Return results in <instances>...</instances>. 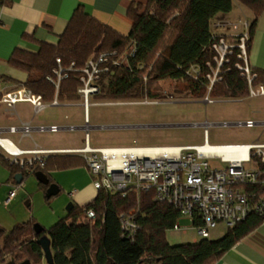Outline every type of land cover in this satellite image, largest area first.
Segmentation results:
<instances>
[{
    "label": "trees",
    "instance_id": "16d2710c",
    "mask_svg": "<svg viewBox=\"0 0 264 264\" xmlns=\"http://www.w3.org/2000/svg\"><path fill=\"white\" fill-rule=\"evenodd\" d=\"M235 3L253 15L248 28L249 49L264 0H147L144 5L129 6L128 36L114 32L78 7L56 43L29 38L37 44V51L15 48L7 60L8 66L25 73L27 78L21 86L46 104L55 97L59 105L80 101L81 70L101 55H105V61L93 82L98 92L91 97L96 103L155 101L162 96L161 82L167 80L174 82L173 92L195 99L207 96L213 100H241L248 97L249 85L237 68L241 65L237 49L222 64L212 85L207 78L216 69L213 46L225 38L212 32L217 24L212 22L217 15L229 14ZM6 5L8 0H0V6ZM56 60H60L62 69L73 64L58 90L47 81L58 67ZM251 70V86L264 87V70ZM10 82L19 86V82L0 75V85ZM3 95L0 90V101ZM4 159L0 160L12 175L20 173L25 177L24 172ZM45 159L40 171L48 178L51 170L84 164L78 156ZM39 186L46 192V186ZM88 209L93 210L95 217L83 222ZM129 212H133L136 225L131 235L120 223V216ZM178 214L173 206L155 201L152 192L130 191L123 198L99 191L89 204L74 207L48 230L43 228L40 236L34 233V221L18 224L9 233L0 228V262L10 257L9 264L25 260L39 264L44 257L36 241L45 236L50 242L52 264H213L262 222L250 215L217 240L173 245L166 239ZM194 224L199 225L197 218Z\"/></svg>",
    "mask_w": 264,
    "mask_h": 264
},
{
    "label": "built area",
    "instance_id": "2783aa9c",
    "mask_svg": "<svg viewBox=\"0 0 264 264\" xmlns=\"http://www.w3.org/2000/svg\"><path fill=\"white\" fill-rule=\"evenodd\" d=\"M239 26L244 28L242 32H238ZM215 28H231L233 32L217 40L213 46L216 69L212 71L211 77H207L211 85L227 57L237 49L238 59L241 61L237 68L248 81V97L253 99L264 96L263 86H251L254 76L248 64V23L230 25L220 22ZM104 56L101 55L96 60L91 59L81 70L82 87L78 93L84 109H87L91 97L98 92L93 82L97 78L99 66L105 61ZM56 64L57 69L52 71V77H47V81L58 90L59 83L67 77V71L72 70L73 64L69 69H62L60 60H56ZM205 100L206 103L212 102L208 97ZM0 102L8 108L21 102L29 103L35 114L47 106H59L56 97L46 104L25 88L4 94ZM237 126L248 129L260 126L264 130V122L247 121ZM88 129L86 125L84 130ZM58 130L56 126L39 128L40 132L54 133ZM23 131L29 133L30 128L23 127ZM15 132L16 128L10 129V133ZM6 143L0 138V148L6 154L4 160L25 174L41 172L45 166V158L54 154L39 150L25 152L19 149L10 152L4 148ZM85 145L84 148L71 153L83 160L96 193L105 191L124 198L130 191L152 192L155 201L166 203L178 210V221L172 226L175 232L185 235L189 230H193L197 238L209 239L212 230L218 227L228 230L250 215L257 216L261 223H264V144L211 147L205 142L200 147L104 149H92L87 143ZM239 151H243L244 155L238 156ZM210 160H218L219 164L225 167L213 168L208 164ZM13 195V191L9 192L6 203L14 198ZM132 215L133 212H129L120 216L122 229L129 235L136 227ZM94 217L93 210L85 211V221H91ZM196 218L199 225L194 224ZM183 219L190 223L189 227H179V221Z\"/></svg>",
    "mask_w": 264,
    "mask_h": 264
},
{
    "label": "rangeland",
    "instance_id": "374dc122",
    "mask_svg": "<svg viewBox=\"0 0 264 264\" xmlns=\"http://www.w3.org/2000/svg\"><path fill=\"white\" fill-rule=\"evenodd\" d=\"M240 10L248 14V17H253L249 10L235 3L232 12L227 14V20L221 22L230 25H238V23L250 25L249 20L242 18ZM219 22L217 20L215 24ZM238 28V32L244 30L242 26ZM212 32L215 35L226 36L233 31L231 28L229 30L213 28ZM160 86L162 96L155 101L96 103L91 98L87 109H84L80 107V105L83 106L80 98V103L72 102L67 107L51 108L59 116H67L66 121L75 130L49 133L50 135H46L49 138L47 146L52 144L51 146L56 148L82 149L87 143L92 149L200 147L206 142L209 146L216 147L244 145L259 137L264 141L262 127L255 126L248 129L236 125L245 123L250 118L255 119L257 115L254 117L251 112L259 109L260 103L264 102V97L253 99L247 97L239 101L213 100L209 97L212 102L206 103L207 96L204 99H195L187 94L173 92V81L161 82ZM86 125L89 128L87 131L84 130ZM45 151L56 153L54 150ZM208 164L216 169L225 167L219 164L218 160H210ZM53 177L62 190L49 201L46 200L45 193L34 178V174H25L19 184L2 183L0 185V228L5 230V233L11 232L18 224L29 221H34L35 225L48 230L59 219L66 217V206L69 203L75 205V202H70L68 199L67 194L70 190L79 188L81 184L91 185L93 188L91 178L83 168L76 169L74 172L54 173ZM0 179L3 178L0 176ZM11 191L14 192L15 199L12 198L6 203ZM83 205L85 206V202L78 206ZM83 222L86 221L83 219ZM189 225L186 219L179 221L181 228H187ZM225 232L223 227H218L210 232L208 238L214 241L218 235ZM196 238L193 230H189L185 235L172 230L167 233L166 240L173 245H182L191 244ZM2 239L3 235L0 237V243ZM10 261V257H5L0 264H9ZM39 264H46L44 258Z\"/></svg>",
    "mask_w": 264,
    "mask_h": 264
},
{
    "label": "crops",
    "instance_id": "0c3cea01",
    "mask_svg": "<svg viewBox=\"0 0 264 264\" xmlns=\"http://www.w3.org/2000/svg\"><path fill=\"white\" fill-rule=\"evenodd\" d=\"M8 1L9 5L3 7L0 6V75H6L19 82V86L18 83L14 82L0 85L1 92L6 95L7 93H12L23 88L21 84L26 81V74L10 68L7 60H9L15 48L17 49L21 47L28 51H37V44L33 43L29 38L35 39L39 42L56 43L58 36L64 32L68 21H70L75 9L78 7L83 9L89 14V16L95 18L96 21L113 29L114 32L119 33L122 36H128L131 29V22L127 19V11L130 8L129 6L134 4L144 5L147 2V0ZM240 13L243 15L242 18L249 20V24L253 21V17H248V14H245L244 11L240 10ZM226 17H228L227 14L225 16L217 15L212 22V25L215 24L217 20L220 22L222 20H227ZM227 35H230V33ZM251 39V44L248 49L249 51H247L248 64L253 69L264 70V10L255 21L254 33ZM67 105L69 104L64 103L56 107H67ZM80 107L82 106L80 105ZM32 108L33 107H31L29 103L25 102L17 103L11 108H8L0 102V138L7 142L6 144L8 146L25 152L35 150H54L56 153L50 156L77 157L71 153V151L77 150L76 148H56L51 146V143V145L47 146L49 144V138L46 135H50L49 133L51 132L39 131V128L48 129L52 126H56L59 129L57 133L70 132V128L73 126L66 121L68 119L67 116L62 117L55 113L54 110L51 109L54 108V106H47L38 114H35ZM251 113V115H254V117L257 115V117L255 119L250 118L245 122L253 121L263 123L264 102L262 101L260 103L259 109L253 110ZM26 126L30 128L29 133L23 131V127ZM11 128H16L17 132L10 133ZM260 138L261 137L244 145H252L254 143L264 144V141H262V139L260 140ZM5 157V152L0 148V159ZM80 168L85 169L86 167L83 163H79L65 169L51 170L49 172L50 178L48 179L52 181L51 184H58L57 186L59 187L60 185L57 183L58 181L53 177L54 173H62L65 171L74 172L76 169ZM85 170L88 172L87 169ZM17 174L20 173L12 175L6 165L0 160V176L3 178L0 179V185L2 183L15 184L14 176ZM59 188L61 191V187ZM67 195H69L68 199L70 202H75V205L73 206L79 207L78 205L82 204V202H85V205H87L93 201L97 193L91 185L85 186L81 184L79 188L75 187L70 190ZM82 207H84V205ZM223 235L224 234L218 235L216 240ZM198 240L199 238H196L192 243H195ZM213 264H264V223H261L256 229L237 242Z\"/></svg>",
    "mask_w": 264,
    "mask_h": 264
},
{
    "label": "water",
    "instance_id": "95a60500",
    "mask_svg": "<svg viewBox=\"0 0 264 264\" xmlns=\"http://www.w3.org/2000/svg\"><path fill=\"white\" fill-rule=\"evenodd\" d=\"M217 126H225V125H217ZM75 130V129H74ZM34 178H36L37 183L46 186V192H45V198L47 200L57 196V194L60 193V188L55 184H50L48 177L43 172H36L34 173ZM15 184H19L22 182V174H17L14 176ZM67 214L70 213V211L74 208L72 203H69L68 206H66ZM34 233L37 236H40L42 234L43 228L40 225H34L33 227ZM37 244L43 251V257L46 262V264H52V257H51V249H50V242L47 237H39L37 239ZM20 264H31L30 261L25 260L21 262Z\"/></svg>",
    "mask_w": 264,
    "mask_h": 264
},
{
    "label": "bare ground",
    "instance_id": "6f19581e",
    "mask_svg": "<svg viewBox=\"0 0 264 264\" xmlns=\"http://www.w3.org/2000/svg\"><path fill=\"white\" fill-rule=\"evenodd\" d=\"M4 146H5L4 148H6L7 150H9L10 152H15V149L12 148L11 146H8L7 144H4ZM206 150H209V149H206ZM235 151H237V150H235ZM242 155H244V152L242 151V153H241V151H239L238 152V156H242Z\"/></svg>",
    "mask_w": 264,
    "mask_h": 264
}]
</instances>
